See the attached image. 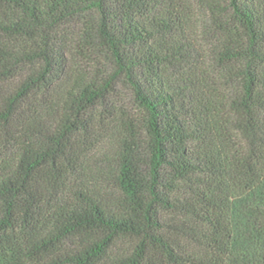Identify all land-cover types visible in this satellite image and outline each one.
<instances>
[{"label": "trees", "instance_id": "trees-1", "mask_svg": "<svg viewBox=\"0 0 264 264\" xmlns=\"http://www.w3.org/2000/svg\"><path fill=\"white\" fill-rule=\"evenodd\" d=\"M189 1L0 0V264H264V0Z\"/></svg>", "mask_w": 264, "mask_h": 264}, {"label": "rangeland", "instance_id": "rangeland-1", "mask_svg": "<svg viewBox=\"0 0 264 264\" xmlns=\"http://www.w3.org/2000/svg\"><path fill=\"white\" fill-rule=\"evenodd\" d=\"M188 7L190 9V12L198 19V25L200 24L201 30L205 29L206 23H207V12L205 10V6L203 2H200L198 0H192L189 1ZM204 28V29H203ZM207 36L205 35L204 31H202L201 38L205 39ZM203 53H205V50H203ZM202 53V54H203ZM102 62L105 61L104 58H102ZM116 100L123 106L126 110H134V105L132 102L131 95L129 91L125 88H118L117 92L115 93Z\"/></svg>", "mask_w": 264, "mask_h": 264}]
</instances>
